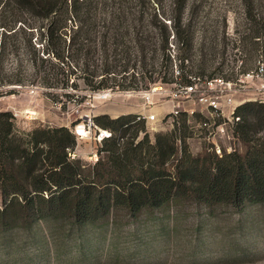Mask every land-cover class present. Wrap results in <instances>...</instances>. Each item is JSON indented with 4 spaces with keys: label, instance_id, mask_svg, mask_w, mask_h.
<instances>
[{
    "label": "trees",
    "instance_id": "1",
    "mask_svg": "<svg viewBox=\"0 0 264 264\" xmlns=\"http://www.w3.org/2000/svg\"><path fill=\"white\" fill-rule=\"evenodd\" d=\"M3 2L0 13L11 9L15 17L11 24L0 21V95L14 93L16 87L10 85H24L21 73L34 75L52 103L60 97L57 90L77 88L76 78L96 92L218 76H204L218 53L217 40L214 36L196 49L191 21H183L187 0H171L170 25L163 21V11L147 14L145 0ZM260 2L256 10L255 0H243L245 30L237 40L248 59H258L264 67V0ZM21 44L27 64L7 65V55L20 54ZM61 95L76 103L86 98ZM137 116H93V123L111 136L88 165L69 155L76 145L70 127L41 126L18 134L12 112L0 111V231L62 219L77 227L94 225L103 223L112 208L136 216L185 193L208 208L219 204L243 210L264 204L263 101H244L234 109L239 119L232 134L246 146L241 153L233 149L218 155L211 149L202 157L192 156L186 130L193 126L190 119H205L198 112H181L172 120L170 135H157L154 143L147 133L136 140L145 125ZM171 157L177 160L174 173L163 167Z\"/></svg>",
    "mask_w": 264,
    "mask_h": 264
},
{
    "label": "rangeland",
    "instance_id": "2",
    "mask_svg": "<svg viewBox=\"0 0 264 264\" xmlns=\"http://www.w3.org/2000/svg\"><path fill=\"white\" fill-rule=\"evenodd\" d=\"M3 1L0 0V6ZM260 1L255 0L256 10H260ZM170 4L171 0H145L144 10L151 15L165 12L163 21L170 25ZM14 17L11 9L0 13V21L6 24H11ZM243 18V0H187L183 21H191L196 49L214 36L217 40L218 53L206 67L204 76L214 74L236 81L243 69L255 74L258 59H248L237 40L245 30ZM23 38L19 34L17 40ZM21 46L20 54L7 55V65L27 64V55ZM170 46L172 51L175 46L172 43ZM21 75L24 85H10L8 88L16 87L15 92L0 95V111L12 112L18 134L41 126L64 125L73 130L76 125L86 123L87 117L91 119L103 113L110 117L137 114L144 102L141 92L152 90L154 104L150 111H167L173 90L172 84L156 82L148 89L136 91L91 92L76 78L77 88L57 90L60 97L52 103L34 75ZM242 79L243 91L233 95L235 105L248 100L264 103V89L256 88L259 80L255 76ZM64 92L86 95V98L81 103L66 101L61 95ZM183 105L194 106L191 101ZM194 108L199 111L200 106ZM203 116L209 115L204 112ZM189 123L193 126L186 130L189 135L186 142L194 157H202L216 145L221 152L235 149L241 153L246 148L229 128L223 135H209L194 119ZM173 128L171 120L145 122L144 131L139 132L136 140L147 133L149 142L154 143L157 135H170ZM93 130L92 127L91 138L77 139L73 149L76 158L88 165L95 163L92 154L104 147L93 139ZM80 132L85 137V132ZM174 134L178 139L179 132ZM176 163L171 157L163 167L174 173ZM0 264H264V204L249 205L243 210L219 204L208 208L185 193L162 208L143 210L136 216L121 207L112 208L103 223L94 225L77 227L62 219L40 221L30 228L14 226L0 231Z\"/></svg>",
    "mask_w": 264,
    "mask_h": 264
},
{
    "label": "built area",
    "instance_id": "3",
    "mask_svg": "<svg viewBox=\"0 0 264 264\" xmlns=\"http://www.w3.org/2000/svg\"><path fill=\"white\" fill-rule=\"evenodd\" d=\"M264 73L263 63L258 61L255 74L252 72L243 73L242 76L236 79V81H229L224 79L221 76H216L212 78H201V77H190L191 82L189 84H181L179 82L171 83L173 90L170 93V104L167 111H157L151 112L152 106L154 103L153 90L152 92L146 91L141 92V96L144 99L142 111L140 110L137 114V119H144L145 122H156L159 120H173L174 117H177L181 112L187 113L188 116H192L194 113L198 112L201 115L204 112H207L209 115L205 119H199L198 125L200 128L208 130V134H221L223 135L226 132V129L229 128L232 134V127L234 122L239 119V117L234 116V109L236 107L233 99V95L237 92L243 91L244 78H257L259 80L256 85L257 90L261 91L264 89V83L262 81V76ZM182 101V103H181ZM185 101H191V103L196 106L199 105V111H195L194 106L184 107ZM159 116H161L159 118ZM93 117V116H92ZM87 117L86 123L78 124L71 131L75 135L76 140L91 138V128L93 127L94 135L93 139L99 143L106 138L111 136V131L98 127L93 123L92 120ZM81 126V129H79ZM82 130L85 132V137L80 132ZM77 142V141H76ZM216 154L221 155V149L218 145L212 148ZM71 158H75L76 154L73 150L69 153ZM94 160H97V152L92 154Z\"/></svg>",
    "mask_w": 264,
    "mask_h": 264
}]
</instances>
